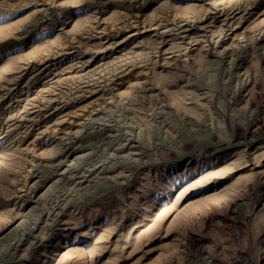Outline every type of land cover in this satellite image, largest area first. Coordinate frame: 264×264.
Listing matches in <instances>:
<instances>
[{
    "label": "rangeland",
    "instance_id": "rangeland-1",
    "mask_svg": "<svg viewBox=\"0 0 264 264\" xmlns=\"http://www.w3.org/2000/svg\"><path fill=\"white\" fill-rule=\"evenodd\" d=\"M0 264H264V0H0Z\"/></svg>",
    "mask_w": 264,
    "mask_h": 264
},
{
    "label": "bare ground",
    "instance_id": "bare-ground-1",
    "mask_svg": "<svg viewBox=\"0 0 264 264\" xmlns=\"http://www.w3.org/2000/svg\"><path fill=\"white\" fill-rule=\"evenodd\" d=\"M160 24V23H159ZM158 25V24H157ZM155 28V27H154ZM157 28V27H156ZM143 29H145V28H143ZM156 30V29H155ZM202 32V31H201ZM168 50V49H167ZM188 56V55H187ZM123 72V71H122ZM117 76V75H116ZM85 78V77H84ZM106 86V85H105ZM85 92V91H84ZM91 93V92H90ZM104 95V94H103ZM82 96V95H81ZM96 100V99H95ZM107 100V99H106ZM98 102V101H97ZM34 104V103H33ZM87 104V103H86ZM63 108V107H62ZM103 111V110H102ZM78 112V111H77ZM81 112V111H80ZM65 114V113H64ZM78 114V113H77ZM96 114V113H95ZM24 116V115H23ZM91 116V115H90ZM69 117V116H68ZM95 117V116H94ZM87 118H88V116H87ZM62 119V118H61ZM66 119V118H65ZM64 120V119H63ZM69 120V119H68ZM72 120V119H71ZM83 120V119H82ZM85 121V120H84ZM89 121V120H88ZM103 121V120H102ZM101 121V122H102ZM55 122V121H54ZM90 122H92V121H90ZM109 123V122H108ZM37 124V123H36ZM57 124V123H56ZM59 125V124H58ZM83 125V124H82ZM93 125H94V123H93ZM97 125V124H96ZM105 125H106V123H105ZM13 126V125H12ZM56 126V125H55ZM88 126V125H87ZM107 126V125H106ZM53 127H54V125H53ZM46 128H47V126H46ZM85 128V127H84ZM83 128V129H84ZM48 129V128H47ZM53 129V128H52ZM71 129V128H70ZM94 129V128H93ZM103 129V128H102ZM46 130V129H45ZM56 131V130H55ZM80 131V130H79ZM95 132V131H94ZM75 133V132H74ZM73 133V134H74ZM78 133V132H77ZM59 134V133H58ZM69 134V133H68ZM62 136V135H61ZM65 137V136H64ZM233 141V140H232ZM73 142V141H72ZM62 145V144H61ZM62 148V147H61ZM71 149H72V147H71ZM70 167V166H69ZM72 167V166H71ZM65 168V167H64ZM58 171V170H57ZM65 173V172H64ZM58 178V177H57ZM43 182V181H42ZM82 182V181H81ZM25 188V187H24ZM30 189V188H29ZM36 203V202H35ZM53 227V226H52ZM34 228V227H33ZM51 231V230H50ZM33 233V232H32ZM25 234V233H24ZM31 235V234H30ZM34 249V248H33Z\"/></svg>",
    "mask_w": 264,
    "mask_h": 264
}]
</instances>
